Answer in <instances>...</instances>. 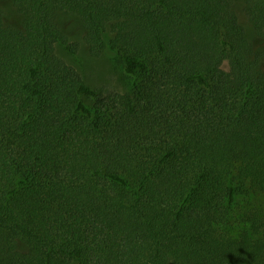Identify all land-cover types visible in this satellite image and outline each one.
I'll use <instances>...</instances> for the list:
<instances>
[{
	"label": "trees",
	"instance_id": "trees-1",
	"mask_svg": "<svg viewBox=\"0 0 264 264\" xmlns=\"http://www.w3.org/2000/svg\"><path fill=\"white\" fill-rule=\"evenodd\" d=\"M0 264H264V0H0Z\"/></svg>",
	"mask_w": 264,
	"mask_h": 264
},
{
	"label": "rangeland",
	"instance_id": "rangeland-1",
	"mask_svg": "<svg viewBox=\"0 0 264 264\" xmlns=\"http://www.w3.org/2000/svg\"><path fill=\"white\" fill-rule=\"evenodd\" d=\"M235 8L239 14L240 21L251 31L252 24L244 6L239 3ZM14 13L13 19L19 21L20 16L16 12ZM63 26L72 39L80 41V47L78 53L75 55L67 53L62 48H59V52L70 63L76 65L85 78L94 85L105 90L120 86L121 74L113 68L110 57L106 54L99 57H94L90 54L88 45L84 39V28L80 19L74 15H67L63 18ZM252 35H254V32ZM225 67H228L227 63H225Z\"/></svg>",
	"mask_w": 264,
	"mask_h": 264
}]
</instances>
